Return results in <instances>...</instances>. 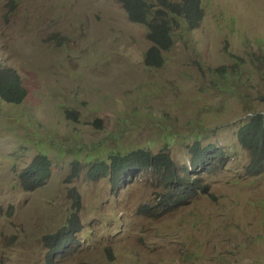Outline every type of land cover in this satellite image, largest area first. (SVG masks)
<instances>
[{
  "label": "rangeland",
  "instance_id": "rangeland-1",
  "mask_svg": "<svg viewBox=\"0 0 264 264\" xmlns=\"http://www.w3.org/2000/svg\"><path fill=\"white\" fill-rule=\"evenodd\" d=\"M203 9L197 28L181 20L164 64L149 67L147 29L121 0H0V64L27 90L20 104L0 99V264H45L42 239L66 223L73 188L83 230L58 264H264V174L246 173L236 135L264 115L261 74L254 97L241 99L247 85L233 78L232 91L216 71L264 53V0H203ZM197 142L218 145L227 164L190 167ZM137 148L169 151L196 185L187 204L172 196L166 211L142 215L171 184L148 171L119 188L88 178L91 162ZM39 153L52 176L24 192L19 174Z\"/></svg>",
  "mask_w": 264,
  "mask_h": 264
},
{
  "label": "trees",
  "instance_id": "trees-1",
  "mask_svg": "<svg viewBox=\"0 0 264 264\" xmlns=\"http://www.w3.org/2000/svg\"><path fill=\"white\" fill-rule=\"evenodd\" d=\"M124 10L131 21L143 24L147 29V38L151 45L145 53V64L149 67H160L165 59L163 52L173 44L174 31L180 28L182 19L188 29L199 26L204 17L203 0H121ZM236 57L230 66L216 68L218 76L228 88L236 91L233 78L246 84L248 92L243 98L254 97L264 102V90L258 89L251 94L254 88V72L260 71V82L264 87V53L254 52L249 57ZM249 62L251 70L247 73L241 70L242 65ZM19 76L11 68L0 64V99L11 104H20L27 96V90L23 87ZM69 118L75 119L71 113ZM237 140L243 150L250 156L246 173L251 176L264 174V115L255 112L236 132ZM191 163L200 168L215 170L217 165L213 159L219 160V168L227 164L225 152L215 143L201 146L195 143L189 148ZM176 162L167 150L154 153L145 148L125 150V153L116 152L109 160L91 162L87 170L88 178L100 181L109 178L116 188L121 187V182L134 174L143 171H151L160 175L162 182L170 183L164 192L157 193L153 204H145L141 207L140 214L153 215L160 208L169 204L168 198L177 197L176 204H187V195H191L196 188L195 183H190L188 178H182L175 171ZM71 179L76 178L81 169V162L72 163ZM52 176V163L45 153H39L26 165L19 174L20 187L24 192H35L45 187ZM207 191L206 187H202ZM187 194V195H186ZM72 199V211L62 228L48 233L43 237L46 248L45 264H58L60 258L68 254L78 244V234L83 230V222L79 217L81 210V198L76 189L70 190ZM166 211V209H165ZM2 208L0 207V214Z\"/></svg>",
  "mask_w": 264,
  "mask_h": 264
},
{
  "label": "clouds",
  "instance_id": "clouds-1",
  "mask_svg": "<svg viewBox=\"0 0 264 264\" xmlns=\"http://www.w3.org/2000/svg\"><path fill=\"white\" fill-rule=\"evenodd\" d=\"M251 117V116H250ZM249 119V118H248ZM154 152V151H153ZM160 152V151H159ZM159 152H157V153H159ZM156 154V153H155ZM172 156V155H171ZM173 158V157H172ZM174 159V158H173ZM189 161H190V159H189ZM189 166L190 167H193V168H196L192 163H191V161L189 162ZM175 171H176V173L178 174V175H180L182 178L184 177L185 178V176L184 175H182V173H180L179 172V170H178V168H177V165H175ZM148 172H151V171H148ZM152 173V172H151ZM153 174V176H155V177H157L160 181H161V179H160V175L159 174H156V173H152ZM162 182V181H161ZM162 183H165V184H170V183H166V182H162ZM173 197H174V195H173ZM157 198V194H156V197H155V199ZM155 199H154V201H155ZM175 200H177V197H175ZM165 207V206H164Z\"/></svg>",
  "mask_w": 264,
  "mask_h": 264
}]
</instances>
